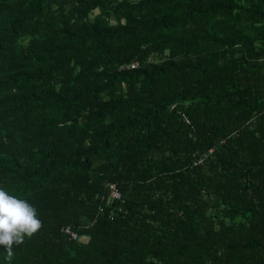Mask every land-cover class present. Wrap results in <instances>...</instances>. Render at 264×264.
I'll list each match as a JSON object with an SVG mask.
<instances>
[{"label":"trees","instance_id":"trees-1","mask_svg":"<svg viewBox=\"0 0 264 264\" xmlns=\"http://www.w3.org/2000/svg\"><path fill=\"white\" fill-rule=\"evenodd\" d=\"M0 186L11 264H264V0H0Z\"/></svg>","mask_w":264,"mask_h":264},{"label":"clouds","instance_id":"clouds-1","mask_svg":"<svg viewBox=\"0 0 264 264\" xmlns=\"http://www.w3.org/2000/svg\"><path fill=\"white\" fill-rule=\"evenodd\" d=\"M43 227L37 209L26 199L18 198L0 186V247L7 264L14 258V246L23 244Z\"/></svg>","mask_w":264,"mask_h":264},{"label":"built area","instance_id":"built-area-1","mask_svg":"<svg viewBox=\"0 0 264 264\" xmlns=\"http://www.w3.org/2000/svg\"><path fill=\"white\" fill-rule=\"evenodd\" d=\"M131 67L134 68L135 65H132ZM120 197L121 196H120L119 191L115 187H112L110 189V191H109V198L107 200V203H110L113 200H118V199H120ZM64 232H65V234L69 235L72 239H77L76 234H74L73 232H71L69 229H66Z\"/></svg>","mask_w":264,"mask_h":264}]
</instances>
